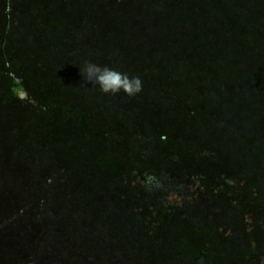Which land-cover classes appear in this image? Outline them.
Instances as JSON below:
<instances>
[{"label":"rangeland","instance_id":"rangeland-1","mask_svg":"<svg viewBox=\"0 0 264 264\" xmlns=\"http://www.w3.org/2000/svg\"><path fill=\"white\" fill-rule=\"evenodd\" d=\"M10 1L11 7L15 10V13L11 12L12 15L17 18L24 28L39 20L42 23L45 20L40 19L44 18V14H40V9H35V7L52 13L61 0ZM66 1H69L68 7L70 6V8L68 9L70 11L63 12L64 8L59 6L55 8L54 16L57 21L70 20L74 30L71 35L63 37L66 39L61 38L58 41L60 43L59 48L62 51V53H58L59 60L62 63L66 61L60 69L63 74L67 72L63 77L55 79V87H61L63 84L68 85L72 95L70 101L66 103L72 102L80 110H85L86 103L87 111H89V108L91 110L97 106V115L99 112L102 117L97 120H90L92 122L91 128L93 130L104 129L109 133L112 131L110 129L115 126L110 124L109 128L102 127L108 122L103 121L106 120V114L101 112V106L95 100L97 98L95 93L81 90L83 86L86 87L87 84H91L90 82H81L80 76L82 78L84 76L77 74L81 72L80 69L83 67H74V64L71 63V61L85 60L87 52L80 43L83 40L85 42L84 38L88 36L96 37L98 40L95 41L101 45L104 32H108V29L100 25V30H96L88 24V26L85 25L78 29L79 34L78 32L77 34L80 37L75 39L76 36L74 35H77L76 28L81 24V21L86 20L85 16L90 15L87 11L92 0ZM140 1L133 0L134 5L141 8L138 12L141 16L139 18L134 16L136 7L129 8L130 4L128 2L121 5L123 8L120 10L122 13L121 22H124V24L128 22L132 30L134 24L136 27L140 22L144 23L146 18L149 19L150 14L158 22L168 16L176 18L177 13L172 6L161 8L152 3L155 0H145V3L141 6ZM203 1L209 6L210 0ZM0 2L2 3V0ZM110 4V0H102L97 4L101 9V16L106 20L108 16L114 17L117 15ZM187 8L191 9L193 7L185 6L186 10ZM1 11L2 8L0 7ZM195 11L200 13L197 9ZM80 14L83 15L80 16ZM158 16L159 19H157ZM219 17L220 15L217 17V21H219ZM50 23L49 20L48 24ZM220 23L222 24V31H224L226 22L221 21ZM69 25L71 26L70 23ZM121 25L116 24L112 26L111 30L109 29L110 34L113 32L112 37L110 35L113 43L116 42V34L123 28ZM155 28L158 34L159 30L157 27ZM60 29H64V25L62 27L57 26L55 31L57 37L62 31ZM137 31L140 32L138 28ZM137 31L134 29L131 35L139 36L141 33ZM142 34L146 36L147 33ZM71 37L72 39H70ZM68 39L73 40L75 43L68 46ZM34 41L36 55L42 60L50 48L44 45L42 39L40 41L35 39ZM41 44L42 47L39 46ZM68 49L72 50V55ZM153 51H156V56H154L157 58L159 53L157 50ZM152 60L154 59L152 58ZM181 69H184V66L179 68V70ZM32 70L33 67L30 71ZM37 73L41 74V71ZM34 74H32V77H34ZM156 74L153 76L154 81L157 80ZM215 74L214 81L208 83L207 87L204 83L198 82L194 90L199 95L198 99L195 98L197 100H201L202 95L207 96V99L209 96L220 98V100H216L217 104L214 107L215 128L212 124L206 122L203 140L195 135L188 136L185 132L186 136L182 134L178 137L181 144L178 142L171 143L174 149L167 153L163 160V158L161 159L152 153L155 147V143L152 142V133L137 126L140 123L139 121L147 120L144 119L143 115L140 117V114L137 113V108L141 102L129 98L131 103L123 104L125 100L121 99L122 103L118 105V109L122 111L121 115L128 119L132 130L125 134L118 133L114 139L117 141L118 135V138L122 141L127 139L132 142L138 141L141 149L137 150L129 146L123 148L118 156L119 171L115 178L110 176V172L104 173L98 171L97 168H92L87 160L83 163L74 161L77 163L79 171L83 169L80 172L85 173L80 174L78 171V174L71 175V188L69 191L61 188L58 182H64L68 179V173L64 174V169L59 167L62 163L60 159L68 158V151L63 143L67 140V137L59 127V116L63 115L65 118L77 120L76 117L79 115L77 110L79 109L65 107L64 103L61 104V98H49L50 106L43 111V113L48 112L49 115L46 116L48 119L43 120V123L51 122L55 126L52 129H47L40 125L37 132L39 131L38 134H41V139L35 145L34 139L37 136L35 137L33 134L34 131L36 132L35 129L31 131L32 122L39 123L41 121V106L45 107L43 106L45 102L37 96L36 90H28L27 84L31 82L32 77L29 75L23 77L25 84L21 87L22 91H18L23 99L28 100L31 95L33 96V99L30 100V107L27 108H23V105L16 107L12 104L14 100L17 101L11 93V91L14 92V86H17L16 83L8 87L9 92L2 91L0 86V204L2 205L0 209V264H12L13 262L15 264H26L20 260L19 256L32 244L35 245L36 241H38L37 245H40V250L48 260L45 262L41 259V264H67L69 261L71 264H87L88 259L91 261L90 264H146L143 249L148 248L154 250L160 248L159 253L154 251V258L150 264H264V219L260 215L261 209L264 216V197L256 199V201L252 200L254 203L253 210L247 209V188L250 190L249 194L252 195L256 193L257 183H261L263 186L259 185L257 190L262 191L264 194V164L262 163L264 149L260 147L259 150L257 148L256 151H252L255 154L259 153V159L255 160L254 168L250 166L252 163L247 160V152H245L248 150L247 99L251 106L248 108H252V113L256 112L259 116L264 113V99L260 102L252 100V97L250 99L247 95L249 89L247 83L241 79L230 83L228 87L224 88L229 83H224L225 80H219L221 76L215 77ZM75 76L79 79L77 80ZM175 83L177 82L165 81L159 85L160 90L166 88L165 93L158 97L154 92H151L149 96H143L141 101H146L155 107L164 102L176 104L175 98L171 100L167 98L170 96L175 97V95L178 97L176 86H180L179 91L184 90L190 82L178 83L177 85ZM259 88L261 90L258 92L264 96V87ZM140 93H143V91ZM67 94L69 95V91H67ZM77 94L80 96L78 97ZM122 94L126 95L124 92ZM223 94H227V96L222 97ZM117 96H119V93ZM182 96L184 95L182 94ZM66 97L69 99L68 96ZM155 99H157L156 102ZM228 100L232 103L229 105V110L225 111V103ZM256 104L258 106L254 107ZM237 106H240V108H237ZM163 107L159 110L167 108L165 111L170 110L172 114L177 113V110L174 109L176 106L168 108L165 105ZM209 108L207 106V112ZM254 109L257 110L254 111ZM68 110H71V113ZM188 114H181L180 118H191H186ZM208 119L213 118L209 115ZM66 124L75 129L74 121L67 120ZM260 125L251 126L249 131L252 134L248 136L252 140H257L258 143L260 137L264 134V122ZM190 126L191 124L189 128ZM85 127L86 124H80L78 129ZM57 132L60 134H57ZM195 133L200 132L196 131ZM109 135L110 137L115 136L114 133ZM208 138H211V144H208ZM199 142H202V144ZM91 144L92 146L95 145V141L92 140ZM55 145L58 146V152H56L58 158H52L53 155L48 150V148H53ZM107 145L110 146L109 143ZM35 146L37 151H43V153L40 155L35 153ZM34 154H37L38 158L50 160L54 165L48 188L46 185L33 187L34 180L30 179V175H27V165L25 164L27 161L25 160ZM250 154L252 153L249 152ZM112 161L113 156L108 152L104 154L99 163L107 167ZM251 168L254 171L259 170V175H251ZM60 172L62 176L58 179L57 174ZM39 177L36 176L37 179ZM14 184L16 188L20 189L19 192L16 189L12 190ZM66 195L86 199L88 203L86 207H80L73 200L70 208H67L68 211L72 212L75 210L85 211L90 221L78 224L76 220L69 219L66 226L62 223L65 221L64 218L58 221L59 208ZM16 202L23 210L20 211V216L15 215L12 217L10 207L13 204L16 205ZM29 208L35 210L34 216L38 222L42 220V225L36 228V232L32 229L31 236L27 239V236H25L29 227L27 218L33 221L32 218L26 216ZM202 218H204L203 222L207 225L206 228L212 230L209 225L215 224L218 232L217 239L219 241L217 240L214 243L215 250L211 248L208 251L212 256L200 257L201 251H206L201 247V239L204 238L202 232L205 227V225L200 224ZM223 223H225V226ZM199 225L201 229H199ZM80 228L82 230H79ZM187 229L189 233H187ZM247 231L260 237L255 241ZM210 233L211 231H209ZM187 236H191V239H188ZM223 236H229L231 239L222 242L220 239ZM76 239L79 243L75 241ZM102 240V246L99 248L98 243ZM44 244L46 247H44ZM238 248H241V250L239 251ZM90 251H92V254ZM85 253L86 255H84ZM189 254H193L192 259H189ZM173 256H177V258L174 259Z\"/></svg>","mask_w":264,"mask_h":264},{"label":"trees","instance_id":"trees-1","mask_svg":"<svg viewBox=\"0 0 264 264\" xmlns=\"http://www.w3.org/2000/svg\"><path fill=\"white\" fill-rule=\"evenodd\" d=\"M101 1L102 0H92V3L89 5L87 11L90 15L85 16L86 20L81 21V24L76 28V34L80 27L82 28L85 25L88 26V24L96 30H100L99 26L102 25L108 29V32H104L101 45L95 41L98 40L96 37L88 36L84 38L85 42H83V40V43H80L87 52L85 60L75 62L71 61V63L74 64V67H84L87 62L97 64L101 63L100 65H107L119 71L128 73L130 76L139 77L142 81L143 91V93H138L134 96H129L127 94L123 95L122 92H120L119 96H117V94H105L100 91L98 86H92V84H87L86 87L83 86V88H81L82 91L85 90L95 93V96L97 97L95 100L101 106V112L106 114V120H101L108 122L107 124L102 125V127L109 128L110 124L115 126L110 129L112 131L109 133L104 129L99 128L93 130L91 128L92 122L90 120H97L102 117V114L99 112L97 115V106L91 110L89 108V111H87L86 103L85 110H80V108L73 105L72 102L66 103L67 101H70L72 95L68 85L63 84L61 87H55L56 80L63 77L67 72L66 71L63 74V71L60 69L65 65L64 63L66 61L62 63L59 60L58 53H62V51L59 48L60 43L58 41L65 36L71 35L74 27L70 20L57 21L54 16V12L55 8L59 6L64 8L62 10L63 12H69V1L67 2L66 0H61L52 13H49L39 7H35V9H40V14H44V18L40 19L45 20H43V23L39 20L38 22L24 28L17 18H15L11 13H15V10L11 7V1L2 0V3L0 2V7L2 8V11L0 12V86L2 91L6 90L9 92L8 87L11 84L13 85L16 83L17 86H14V92L11 91L14 98L17 99V101L14 100L12 103L13 106L19 107L23 105V108L30 107V100L33 99V96L31 95L28 100L23 99L19 95L18 91H22L21 87L25 84L23 77H27L28 75L32 77V74L35 73L34 77L31 78V82H28L29 84H27V88L28 90H36L37 96L45 102L43 105L45 107L41 106V121L39 123L32 122L31 131L35 129L36 132L34 131L33 134L35 137L37 136L36 139H34L35 145H37L41 139V134H38L39 131L37 132V128L40 125H43L44 128L47 129H52L55 126V124L51 122L43 123V120H47L48 117L46 116L49 115L48 112L43 113V111L50 106L48 102L49 98H61V104L64 103L65 107H75L76 109H79L77 110L79 112V118L76 117L77 120L74 118H65L63 115L59 116V127L63 130V133L67 137V140L63 142L64 147L68 151V158H64L63 160L59 158L62 162L59 167L64 169V174L68 173V179L64 182H58L61 188L68 189V191L71 188V175H76L79 171L77 168L78 165L74 161L83 163L87 160L88 164L92 166V168H97L98 171H103L104 173L110 172V176L115 178V175L119 171L118 156L121 154L123 148L125 146H129L137 150L141 149L138 141L132 142L129 141V139L122 141V139L118 138V135L117 141L114 139L116 134L121 132L122 134H125L126 132H129V130H132L129 126L130 122H128V119L121 115L122 111L118 109V105L122 103L121 99L123 101L125 100L123 104L130 102V99L133 98L137 99V102H141L140 106L137 108V113L140 114V117L143 115L144 119L147 120L139 121L140 123L137 126H140L152 133V142L155 143L154 151L152 150V153L161 159L163 158V160L165 159L167 153L174 149L171 143L178 142L181 144L178 137L182 136V134L186 136L185 132H187L188 136L195 135L200 140H203L204 131L206 129L205 123L208 122V124H212L215 128L214 107L217 104L216 100H220V98L209 96L207 99V96L202 95L200 97L201 100H197L199 95H197L196 91H194L196 83L202 82L207 87L208 83L214 81V74L216 73L215 77L220 75L221 77H219V80H225L224 83H229L225 85L224 88L228 87L230 83H234L235 81L241 79L247 83V88H249L247 90V95L250 99L252 97V100L257 102L264 99V96L258 92L261 90L259 87H264V0H210L209 6L203 0L151 1L153 4H156V6L161 8L164 6H172L177 13L176 18H170L168 16L166 19L158 22L150 14L149 19L146 18L145 22L143 21L144 23L140 22V24L138 23L139 25L136 26L140 32L137 31L135 24L133 25L132 30V27L128 24V22H125V24L124 22H121L122 13L120 10L123 9L121 5L124 4V2H128L130 4L129 8L136 7L137 9H134V16L138 18L141 17L138 13L141 8L135 6L133 0H110V6L117 15L114 17L108 16L107 20L101 16V9L97 5ZM30 2H34V0H30ZM144 3L145 0L140 1L141 6ZM185 6L193 8H187L186 10ZM195 9H197L200 13H197ZM82 15L83 14H80V16ZM219 15V21H217V17ZM157 19H159V16ZM49 20L51 21L50 24H48ZM221 21L226 22V25H224V31H222L221 28ZM116 24L121 25L123 28L118 31L115 37L116 42L113 43V40H111L113 32L110 34L109 29L111 30V28H113L112 26H115ZM63 25L64 29H60L62 31L57 37L55 32L57 30V26L62 27ZM155 27L159 30L158 34L157 30L155 31ZM134 29L141 34L139 36H136L135 34L131 35ZM142 33L147 34L144 36ZM78 34L74 35L76 36L75 39L80 37ZM34 38L38 39V41L42 39L44 45H47L46 47L50 48L49 52L42 60L39 59L34 50ZM70 39H72V37ZM70 39L67 40L68 46H72L75 43ZM99 39L101 40V37ZM39 46L42 47V44ZM153 50H157L159 53L157 54L159 55L157 58L155 57L156 51ZM68 51L72 55V50L70 51L68 49ZM69 57L71 60L70 55ZM152 58L154 60H152ZM70 60L68 61L70 62ZM182 66H184V69L179 70ZM32 67L33 70L30 71ZM38 71H41V74L37 73ZM30 72L31 74H29ZM77 74L79 76L82 75L81 72ZM154 74L157 75V82L154 81ZM75 77L77 80L79 79V77ZM80 80H82L81 82H88L81 76ZM164 80L177 82L175 83L176 85L178 83H190L187 84V87L184 90H180L184 96H182L179 91L180 86L177 85L176 90L178 92V97L175 95V97L170 96L167 98L169 100L175 98L176 104L172 102H164L155 107L154 105L148 104L146 101H141L143 96H149L151 92H154V94L158 97L165 93L164 91L166 88L164 90L159 89V85L163 84L165 82ZM67 91H69V95L67 94ZM66 96H68L69 99ZM77 96L79 97L80 95L77 94ZM223 96L226 97L227 94H223L222 97ZM154 101L156 102L157 99ZM231 103L232 102H229V100L225 103V111L229 110V105H231ZM165 105H167L168 108L170 106H172V108L176 106L174 109L177 110V113L174 112L172 114L169 109V111H165L167 108L160 111L159 109H162ZM207 106L210 107L208 112ZM257 106L258 104L254 107ZM248 107L251 106L249 104V100L247 99L248 150L245 152H247V160L252 163L250 166L254 168L256 164L255 160L259 159V153L255 154L252 151H256L257 148L259 150L260 147L264 149V134L260 137L259 142L262 143L263 141V143L258 145L259 143L257 140H252L248 137L252 134L249 131V128L253 125L255 126V124H259V126H261L260 124H263L264 122V113L259 116L256 112V114L252 113L253 109ZM237 108H240V106H237ZM255 110L257 109H254V111ZM68 111L71 113V110ZM185 113H189L186 118H191L181 119V114ZM209 115L213 119H208ZM67 120L75 122V129L66 124ZM163 121L164 123L162 124ZM80 124H86V127L78 129ZM190 124L191 126L189 128ZM196 131H199L200 133H195ZM113 133L115 136L110 137L109 134ZM57 134L60 133L57 132ZM92 140L95 141V145L93 146L91 144ZM207 141L208 144H211L212 140L211 138H208ZM107 143H109L110 146H108ZM199 143L202 144V142ZM48 150L53 155L52 158H58L56 156V152H58L57 145L53 148H48ZM108 152L112 154L113 161L110 165L105 167L101 165L99 161L104 154ZM249 152L252 154L249 155ZM35 153L40 155L43 151H37L35 146ZM34 155H31L29 159L25 160L27 161L25 163L27 165V175H30V179L34 180L33 187L37 185L41 187L46 185L48 188L53 175L54 165L50 160L38 158L37 154L35 156ZM262 156L264 157V155ZM262 163L264 164V160ZM22 170L23 169L21 168V171ZM80 171V174L85 173ZM250 174L259 175V170L254 171L251 168ZM37 175L40 176L39 179L36 178ZM57 176L58 179L61 178L62 173L60 172ZM259 185L263 186L261 183H257L255 188L256 193H253L252 195L249 194L250 190L247 188V209L250 208V210H253L252 208H254V203L252 200L256 201V199L264 197L263 192L257 190ZM15 189L17 192L20 190L19 188H16V185L14 184L12 190ZM144 192H146V190H144ZM73 200L80 207H86L88 204L84 198H75L74 196L66 195L61 203L58 214V221L64 218L63 220L65 221L62 223L65 226L68 224L67 220L69 219L76 220L78 224H82L84 221L85 223L90 221V218H87L85 211H68L67 207L70 208ZM1 208L2 205L0 204V209ZM22 210V207H20L17 202L16 205L13 204V206L10 207L12 217L15 215L17 217L20 216V211ZM70 212L72 215H70ZM96 214L98 213L96 212ZM34 215L35 210L29 208L26 216L32 218L33 221H30L29 218H27V222H29L28 232L25 233L27 239L30 238L32 229L36 232V228L42 225V220L38 222ZM260 215L262 216V219H264L261 209ZM203 219L204 218L200 219V224L205 225L204 231L202 232L204 238L201 239V247L206 249V251H201L200 257H206V255L212 256L208 251L211 248L215 250L214 243L217 240L219 241V239H217L218 232L216 230V225H209L212 229L209 230V228H206L207 225L203 222ZM223 225L225 226V223H223ZM199 229H201V227ZM79 230L82 229L80 228ZM209 231H211L210 234ZM187 233H189L188 229ZM249 234L255 241L260 237L259 235H255L253 233ZM187 238L191 239V236H187ZM230 239L231 238L229 236H223L220 240L225 242ZM75 241L79 243L77 239ZM102 242L103 240L98 243L99 248L102 246ZM37 243L38 241H36L35 245L32 244L25 252L21 253L19 258L22 262L26 264H38L41 259L45 262L48 261L46 260L44 253L40 250V245H37ZM145 243L147 244V242ZM44 247H46L45 244ZM238 249L239 251L241 250V248ZM143 250L145 252L146 264H150L154 258V251L159 253L160 248L155 250L152 248ZM90 253L92 254V251H90ZM84 255H86V253ZM173 258L176 259L177 256H173ZM192 258L193 254H189V259ZM90 262L91 261L89 259L86 261L87 264H90ZM12 264L15 263L13 262ZM67 264H71V262L69 261Z\"/></svg>","mask_w":264,"mask_h":264},{"label":"clouds","instance_id":"clouds-1","mask_svg":"<svg viewBox=\"0 0 264 264\" xmlns=\"http://www.w3.org/2000/svg\"><path fill=\"white\" fill-rule=\"evenodd\" d=\"M80 70L88 82L98 86L105 94L115 95L124 92L134 96L142 91V81L139 77L130 76L107 65L87 62Z\"/></svg>","mask_w":264,"mask_h":264}]
</instances>
